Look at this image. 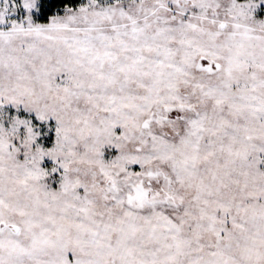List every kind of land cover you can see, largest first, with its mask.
I'll return each mask as SVG.
<instances>
[{
    "label": "snow or ice",
    "instance_id": "1",
    "mask_svg": "<svg viewBox=\"0 0 264 264\" xmlns=\"http://www.w3.org/2000/svg\"><path fill=\"white\" fill-rule=\"evenodd\" d=\"M0 264H264V0H0Z\"/></svg>",
    "mask_w": 264,
    "mask_h": 264
}]
</instances>
